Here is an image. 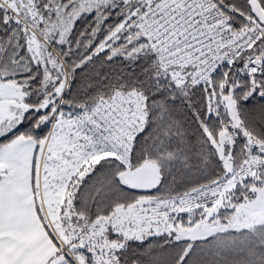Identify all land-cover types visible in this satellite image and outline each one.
I'll use <instances>...</instances> for the list:
<instances>
[{"label":"snow or ice","instance_id":"obj_1","mask_svg":"<svg viewBox=\"0 0 264 264\" xmlns=\"http://www.w3.org/2000/svg\"><path fill=\"white\" fill-rule=\"evenodd\" d=\"M0 264H264V0H0Z\"/></svg>","mask_w":264,"mask_h":264}]
</instances>
